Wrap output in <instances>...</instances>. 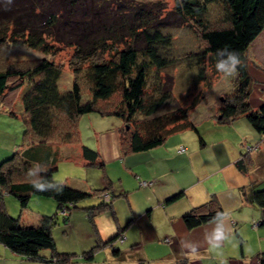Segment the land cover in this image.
<instances>
[{
	"label": "trees",
	"instance_id": "obj_1",
	"mask_svg": "<svg viewBox=\"0 0 264 264\" xmlns=\"http://www.w3.org/2000/svg\"><path fill=\"white\" fill-rule=\"evenodd\" d=\"M129 1L0 0V51L11 45L40 51L45 56L73 50L69 67L74 80L67 91L60 87L63 67L51 59L0 70V105L8 96L20 95L26 88L20 105L22 112L10 110L12 116H21L25 124V146L0 164V244L23 261L93 262L98 250L118 242L125 231L122 229L121 234L108 242H99L80 257L58 250L53 237L58 213L43 216L38 226L23 221L33 198L54 202L60 214L66 209L71 213L87 201L93 202L85 208L93 226L97 216L113 212V199L118 195L113 194L111 182L104 189L94 191L75 189L64 183L57 185L59 191H38L32 186L33 179L44 183L56 181L54 172L61 154L52 145L78 143V123L83 116L97 113L119 118L122 121L119 141L124 156L160 148L171 136L190 129L199 133L190 116L201 101L196 97L190 106L180 104L160 75L161 70L173 64L172 60L152 54L153 41L163 37L165 28L193 26L201 32L205 49L196 63L202 81L208 67L211 77L219 75L215 68L217 50L227 47L240 54L238 81L242 95L239 100L224 99L219 123L228 124L245 117L264 136V105L254 110L249 102L253 79L248 67L250 48L264 32V0H175L170 17H162L159 8L157 13L145 6L137 8ZM215 7L222 8L225 14L213 22L209 13ZM148 30L155 34L146 37ZM211 83L212 80L207 81L208 86ZM116 98L119 100L115 101ZM200 141L204 145L202 137ZM22 147L27 148L21 151ZM82 158L90 167L106 169L97 151L82 146ZM34 165L42 170L30 178L26 173ZM237 166L246 172L243 163ZM109 194L111 200L107 202L104 196ZM243 195L248 204L261 209L264 224V190L244 191ZM6 196L18 202L19 217L9 214ZM182 196L176 195L167 202L175 203ZM225 216L218 202L212 200L185 213L183 220L193 230ZM69 217L63 216L66 224ZM139 264L147 262L143 260ZM259 264H264V252L259 256Z\"/></svg>",
	"mask_w": 264,
	"mask_h": 264
},
{
	"label": "crops",
	"instance_id": "obj_2",
	"mask_svg": "<svg viewBox=\"0 0 264 264\" xmlns=\"http://www.w3.org/2000/svg\"><path fill=\"white\" fill-rule=\"evenodd\" d=\"M257 42L258 39L251 48ZM248 65L253 79L249 102L254 110H258L264 105V67L258 63ZM239 97L232 100H239ZM198 111L190 119L199 133L187 139L179 134V139L141 154L124 156L119 132L115 135L114 132L109 135L104 134L105 131L95 132L97 137L100 136L96 151L107 165L102 187L96 190L104 189L111 182L114 195L127 194L126 198H121L127 199L129 210L122 215H118L119 212L115 214L113 210V215L105 212L97 216L93 226L95 237L81 249L82 252L90 251L99 242L110 241L125 229L121 237L124 238L123 243L120 239L116 242L118 247L114 243L104 248L110 253H106L110 256V260L106 259L110 264H139L143 260L147 264H259V256L264 252L262 211L258 206L248 204L243 192L264 190V136L259 135L245 117L220 124L216 114L222 111L221 105L206 110L203 117H198ZM203 124H208L206 132L200 129ZM52 146L60 149V158H65L61 148L66 150L68 145L55 143ZM181 147L184 151H180ZM10 148L11 151H0V162L11 157L19 146L15 144ZM73 150L76 151L75 148ZM77 154V158L85 163L79 150ZM239 163L246 167L245 173L239 170ZM144 180H149L151 186H142ZM179 194H183L179 201L167 202ZM10 198L5 197L9 214L20 216V207L17 211ZM212 200L218 202L226 216L220 221L189 230L183 220L185 213ZM114 202L113 208L118 210ZM34 203L41 208L37 216L24 213L23 221L38 226L43 216L54 213L45 206V202ZM91 203L84 208L94 204ZM138 205L142 206L138 208ZM105 218L107 222L102 221ZM61 252L78 251L61 249ZM96 258L86 264H96ZM78 261L70 264L84 263V260ZM0 264L33 263L23 261L0 244Z\"/></svg>",
	"mask_w": 264,
	"mask_h": 264
},
{
	"label": "rangeland",
	"instance_id": "obj_3",
	"mask_svg": "<svg viewBox=\"0 0 264 264\" xmlns=\"http://www.w3.org/2000/svg\"><path fill=\"white\" fill-rule=\"evenodd\" d=\"M116 1L118 2L120 0H115V2ZM129 3H131L133 6H137V8L140 6H145L147 9L152 8L155 12H157L159 8L158 12L161 13L162 17L168 15L170 17L175 6V0H130ZM129 12L133 13L132 9H130ZM224 14L225 12L222 8L215 7L210 10L209 18L214 22ZM164 32L165 33L161 39L153 41L154 44H152V47H154V52L152 50V54L158 58H164L165 56V58H169V61L172 60L173 64L161 70L160 75L162 80H164V82L171 87L173 95L180 104H183L184 106H190L196 97L199 98L201 103L193 110L192 114L199 110L198 112L200 113L198 117L200 115L203 117L206 110L209 111L213 106L214 108L220 105L222 106V99H233L234 97H239L241 95L238 94L240 91L238 74L234 78L225 77L221 73H219L217 77H211L210 74H212V72L210 71V67H208L206 69V77L204 81L200 79V70L196 61L202 57L205 45L202 41V35L199 30L193 26H172L165 28ZM146 33L147 37L151 36V33L155 34V31L148 30ZM151 40H153V37H151ZM72 54V49H66L62 52H59L55 56H45V54L40 51L32 50L23 46L19 47L11 45L3 48L0 51V70H4L9 66L26 67L31 62H35L36 60L44 58L51 59L57 64L62 65L63 76L60 81V87L62 91H67L71 89L74 80L73 73L69 67ZM248 62L250 64L258 63L264 67V32L258 38V42L249 51ZM251 70L256 72V70ZM208 80H212L210 86L207 85ZM25 90L26 88L21 91L20 95L8 96L6 100L2 101V105H0V109L1 107L3 108V110L0 111V151L2 149L11 151L10 147H13L15 144L16 147H21L23 145L25 146V138L23 136L25 124L21 116L17 117L18 115L12 116L10 114V110L12 109L17 111L16 113L22 112L20 105L22 102V95ZM118 100V98L115 99V101ZM220 113L221 112H218L216 117L220 116ZM121 127L122 121L114 116L102 117L97 113L83 116L78 123L80 140L78 143L68 145L66 150L61 148V153L65 152V158H60L59 156L57 171L54 172V180L61 181L62 183L68 184L71 187L74 185L81 189H92L93 191L102 187L105 170L90 167L86 165V163H82V161L77 158V150H79L80 155H82V146L96 151L95 147L97 144V139L100 136L97 137L95 132L99 134L105 131L104 134L106 135L114 132L115 135L119 132ZM207 127L208 124H203L200 129L206 132ZM179 134L183 136L182 138L187 139L192 135H196L197 133L190 129ZM179 134L171 136L168 141L171 142L174 139H179ZM74 148L76 151L73 150ZM13 151H15V149ZM1 163L2 162H0V164ZM106 167L107 165L105 164V168ZM144 182L150 183L149 180H144ZM109 196L111 198L110 194ZM10 200L15 204V208L18 211V202L13 197H11ZM33 200L34 202L37 201L39 203L45 202V206L47 208L50 207L54 214H59L56 224L53 226V237L56 241L58 250L61 252V249H72V251L78 252L61 253H75L81 257V255L84 253L81 249L86 246L87 243L93 239V237H95L93 224L88 220V215L86 214L84 208L87 205H91L92 203L90 201L82 203L78 206V209L72 210V213H70L69 210H66L69 215L71 214V219L69 220V223L66 224L63 219V215L57 211L54 202H46V200L39 198H34ZM113 200L115 201L114 205L116 206V209L117 207L119 208V211L115 210L114 208L115 214H118L119 212L118 215H122L123 212H128L129 205L127 203V199L118 196ZM34 202L30 204V208L28 212H26V215L30 214L31 216H37L38 210L41 208L37 205V203L35 204ZM141 206L142 205H138L137 207L139 208ZM106 213L113 215L112 211ZM102 221L107 222V218ZM118 246L119 244L116 243V247ZM106 253L110 255V253L104 249L97 251V258L95 261L96 264H110L108 261L110 260L108 259L110 256H107ZM78 263L81 262L78 261ZM86 263L87 261H84L83 264Z\"/></svg>",
	"mask_w": 264,
	"mask_h": 264
},
{
	"label": "clouds",
	"instance_id": "obj_4",
	"mask_svg": "<svg viewBox=\"0 0 264 264\" xmlns=\"http://www.w3.org/2000/svg\"><path fill=\"white\" fill-rule=\"evenodd\" d=\"M240 66H241V57L238 52L230 50L227 47L217 50L215 68L218 73H221L225 77L234 78L238 74V68ZM41 170L42 169L39 166L34 165L32 168L28 170L26 175L30 178L36 177L37 173ZM31 182H32V186L38 191L39 190L59 191L60 189L57 185L62 183L61 181L44 183L35 179H33Z\"/></svg>",
	"mask_w": 264,
	"mask_h": 264
},
{
	"label": "built area",
	"instance_id": "obj_5",
	"mask_svg": "<svg viewBox=\"0 0 264 264\" xmlns=\"http://www.w3.org/2000/svg\"><path fill=\"white\" fill-rule=\"evenodd\" d=\"M180 151H184V148L181 147V148H180ZM142 186H144V187L151 186V183L143 182V183H142ZM104 199H105V201H107V202H109V201L111 200V198H110L109 195H105V196H104ZM66 210H67V209H66ZM66 210H64V211L62 212V215H63L64 217H68V216H69V214H68V212H67ZM120 241H121V243H123V242H124V238H121Z\"/></svg>",
	"mask_w": 264,
	"mask_h": 264
},
{
	"label": "water",
	"instance_id": "obj_6",
	"mask_svg": "<svg viewBox=\"0 0 264 264\" xmlns=\"http://www.w3.org/2000/svg\"><path fill=\"white\" fill-rule=\"evenodd\" d=\"M222 102H225V100H224V99H222Z\"/></svg>",
	"mask_w": 264,
	"mask_h": 264
}]
</instances>
